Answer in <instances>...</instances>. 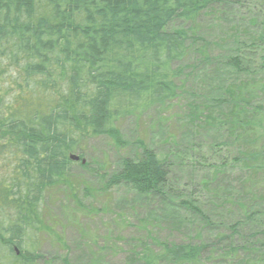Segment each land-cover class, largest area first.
<instances>
[{"label":"trees","instance_id":"obj_1","mask_svg":"<svg viewBox=\"0 0 264 264\" xmlns=\"http://www.w3.org/2000/svg\"><path fill=\"white\" fill-rule=\"evenodd\" d=\"M241 1L0 0V264H52L41 247L62 239L46 222L44 202L62 194L82 205L87 196H79L73 167L88 169L80 161L89 141L104 137L115 152L126 149L119 123L177 102L190 75L186 71H194L186 65L191 43L205 50L204 37L196 33L203 16L226 5L242 8ZM262 11L264 18V5ZM176 21L191 28L170 30ZM248 34L240 42L259 56L264 33ZM240 51L238 46L221 66L237 74L264 70V58L244 68ZM247 83L225 90L229 138L222 140L216 131L209 158L185 154V159L203 166L202 180L211 159L232 172L239 166L246 175L242 183H252L256 191L245 204L233 200V193L212 192L218 200L210 212L224 203L236 207L229 222H213L218 219H212L209 203L203 211L198 199L171 181L167 158L138 140L102 179L110 189L126 187L161 217L171 213V220L162 219L167 225L188 229L179 241L148 233L123 264H264V105L259 102L264 86ZM188 108L194 130L213 117L198 106ZM222 150L233 157L223 159ZM153 211L147 219L161 221Z\"/></svg>","mask_w":264,"mask_h":264},{"label":"rangeland","instance_id":"obj_2","mask_svg":"<svg viewBox=\"0 0 264 264\" xmlns=\"http://www.w3.org/2000/svg\"><path fill=\"white\" fill-rule=\"evenodd\" d=\"M241 5L242 8L232 5L217 7L218 9L212 10L208 16H203L196 33L201 38L204 37L205 50L201 52V45L191 43L186 65L192 66L194 71H186V75H190L183 81L178 101L150 109L138 120L128 118L121 121L119 128L127 142L126 149L120 153L115 152L104 137L89 141L80 161L81 164L88 165V169L82 171L73 167V176L81 187L78 194L81 196L82 192L87 196L82 200V205L76 206L75 202L62 194L44 202L46 222H49L62 239V243H57L53 238L42 245L40 251L45 260L52 264H123L136 242L146 239L148 235L167 241H179L183 235L187 236L181 232L184 228L188 229L183 224L178 230L174 226L175 222H171L172 226L163 222L162 219L171 220V213L164 211L161 217L159 209L157 212L153 211L150 204L137 199L126 187L119 184L110 189L105 178L102 179L107 173L115 170L119 154H131L132 149L129 148L138 140L148 145L158 157L167 158L171 164V181L176 182L185 193L198 199L203 211L208 207L210 212V208L217 206L218 199L212 198V192L230 197L233 193L232 199H237V202L243 204L249 201V192H255L256 189L251 186L252 183H242L246 175L239 166L234 167L232 172L225 167L221 169L216 158L211 159L206 161L208 167L205 175L208 178L202 180V171L198 172V168L203 167L200 160L198 162L202 167L198 165L197 168L185 159V154L209 158L215 149L213 135L216 131L221 132L222 140L225 141L227 136L229 138L230 125L227 126L224 121L231 109L229 104L228 107L224 106L229 102L225 91L228 86L233 83L238 86V82L244 86L249 85L247 82L264 86V70L251 69L247 74H237L234 70L228 71L221 66L238 46L243 56L240 60L244 68L249 66L246 62H258L260 58H264V51L259 56L258 53L253 54L250 49L248 52L253 53H248L240 42L245 39V35H249L248 31L264 33V0H244ZM183 26L185 30L191 28V25L176 21L169 29H179ZM259 64H262V61ZM230 88L227 90H231ZM242 88L244 92L248 90L246 87ZM218 90L222 92L221 95ZM259 102L264 105L263 95L260 96ZM218 103H221L220 106ZM190 104L198 106L199 109L203 108L204 113L212 112L213 116L205 123L202 120L203 123L199 126L200 122L196 130L193 129V116L189 114ZM217 108L222 109L218 111ZM220 154L223 159L233 157L228 151L222 150ZM183 159L187 161L184 162ZM181 164L185 167L178 169ZM210 180L212 182H209ZM194 188L201 192V195L195 193ZM226 188L234 189L232 191ZM86 189L89 191L86 192ZM206 203H209L207 207ZM228 205L230 204L224 203L223 209L210 212L212 219H218L213 222H229L236 207L231 209ZM152 211L154 215H159L157 218L161 221L151 222L147 219V213Z\"/></svg>","mask_w":264,"mask_h":264},{"label":"water","instance_id":"obj_3","mask_svg":"<svg viewBox=\"0 0 264 264\" xmlns=\"http://www.w3.org/2000/svg\"><path fill=\"white\" fill-rule=\"evenodd\" d=\"M71 159L74 160V161H78L77 157H71Z\"/></svg>","mask_w":264,"mask_h":264}]
</instances>
